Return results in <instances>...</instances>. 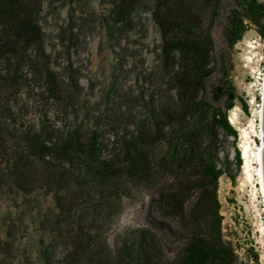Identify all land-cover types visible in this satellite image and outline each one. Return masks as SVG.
I'll list each match as a JSON object with an SVG mask.
<instances>
[{
    "label": "trees",
    "instance_id": "obj_1",
    "mask_svg": "<svg viewBox=\"0 0 264 264\" xmlns=\"http://www.w3.org/2000/svg\"><path fill=\"white\" fill-rule=\"evenodd\" d=\"M44 1L0 0V186L25 195L42 188L52 194L59 213H64V229L59 227L60 214L47 224L51 231H58L53 232L54 243L45 248L46 260L50 249L66 245L61 264H112L101 256L96 234L85 232L80 218L77 229L71 227L77 210H91L95 223L100 217L99 199L94 201L88 194L83 200V190L91 188L88 180L99 186L100 198H118L123 193L113 184L120 179L138 186L149 184L161 168L178 178L163 197L169 214L183 217L184 203L192 193L197 194L186 216L190 236L186 256L174 264H232L233 253L221 237L217 189L222 174L231 180L235 176L225 165H218L217 145L220 136L236 137L226 112L237 97L231 83L214 90L215 100L225 98L223 109L203 97L204 81L215 71L211 28L222 0H207L211 9L206 23L200 15L202 10L194 6L197 0H149L151 18L161 39L158 60L170 74L169 103H160L153 109L151 121L137 125L109 149L96 129L87 124L72 125L68 119L77 116L82 87L70 68L65 81L62 73L54 70L51 54L45 51L39 23ZM235 1L240 10L232 11L224 30L228 48L240 40L245 20L264 37L263 5L257 0ZM141 2L109 1L112 32L127 31L132 12ZM23 84L32 100L29 108L36 123L19 121L21 108L14 113L5 106L10 99L15 100ZM50 108L53 119L48 117ZM242 108L247 112L245 104ZM103 151L110 152L104 156ZM234 161L238 171V151ZM11 237L8 232L6 239L0 240V264H5ZM132 244L120 249L117 264H134ZM155 245L154 236L141 230L136 264H161L154 254Z\"/></svg>",
    "mask_w": 264,
    "mask_h": 264
},
{
    "label": "rangeland",
    "instance_id": "obj_2",
    "mask_svg": "<svg viewBox=\"0 0 264 264\" xmlns=\"http://www.w3.org/2000/svg\"><path fill=\"white\" fill-rule=\"evenodd\" d=\"M109 1L45 0L39 18L44 48L51 54L54 70L62 73L66 81L70 73L67 69L70 68L82 87L79 111L74 118L70 115L69 121L72 125L87 124L96 129L104 142L109 143L108 149L121 136L130 135L137 125L151 121L153 109L160 103L168 105L171 95L167 92L169 70L158 60L161 39L149 11L151 2L142 0L135 6L127 31L112 32ZM257 1L264 7V0ZM209 5L207 0L194 3L195 8L202 10L200 15L204 23L208 21ZM234 10H240L235 0L220 2L218 16L211 28L215 71L204 81L203 97L208 103L223 109L225 98L215 100L214 90L225 83L234 87L237 98L226 116L236 137L220 136L217 145L218 165H225L235 176L231 180L222 174L218 179L221 237L233 253L232 264H264L263 197L255 175L256 166L250 159L249 168H244L247 160L241 152V148L247 145L252 154L260 144L259 78L264 73V37L259 35L254 24L245 20L240 40L228 48L224 30ZM26 87L23 84L15 100L10 99L5 106L14 113L21 108L19 121L23 119L27 124L33 120L36 123L33 109L29 108L32 100ZM243 104L247 112L243 110ZM52 114L50 108V119H53ZM235 151L239 152L241 160L238 171L234 164ZM108 152L103 151V155ZM88 181L91 188L83 190V200L88 198V194L93 200L99 199L102 203L98 212L100 217L95 223L91 210L83 213L77 210L71 227L72 230L77 229L80 218L84 231L96 234L95 244L101 250V256L117 264L120 249L133 243L135 260L132 262L136 264L138 233L146 230L156 239L154 254L161 264H174L185 258L190 237L186 216L197 194L192 193L184 203L183 217L169 214L163 197L178 183L175 175L160 168L151 183L140 186L122 178L113 186L123 194L118 198L105 199L100 198L99 186ZM58 214L62 221L59 227L64 229V213H59L52 194L42 188L25 195L8 186H0V240L6 239L8 232L12 236L5 264H61L68 249L66 245L50 249L47 260L45 254V248L54 243L53 232L58 231V228L51 231L47 224L54 222Z\"/></svg>",
    "mask_w": 264,
    "mask_h": 264
},
{
    "label": "bare ground",
    "instance_id": "obj_3",
    "mask_svg": "<svg viewBox=\"0 0 264 264\" xmlns=\"http://www.w3.org/2000/svg\"><path fill=\"white\" fill-rule=\"evenodd\" d=\"M259 81H261V83L259 84L260 86V96H261V102H262V88H263V83H264V73L261 74V78H259ZM258 118H259V121H260V129H259V140H260V144L255 148V151L252 152L251 154V151L249 149V147L246 145V146H243L241 148V152H242V155L244 157V159H246V164L244 166V168H249V160L251 159V162L255 164L256 166V177L257 180H258V183L260 185V192H261V195L263 197V203H264V186H263V173H262V129H261V119H262V104L259 105V112H258ZM248 170V169H247ZM263 213H264V210H263Z\"/></svg>",
    "mask_w": 264,
    "mask_h": 264
},
{
    "label": "water",
    "instance_id": "obj_4",
    "mask_svg": "<svg viewBox=\"0 0 264 264\" xmlns=\"http://www.w3.org/2000/svg\"><path fill=\"white\" fill-rule=\"evenodd\" d=\"M262 119H261V129H262V173H263V186H264V83L262 88Z\"/></svg>",
    "mask_w": 264,
    "mask_h": 264
}]
</instances>
